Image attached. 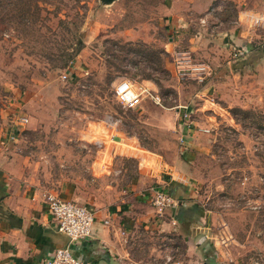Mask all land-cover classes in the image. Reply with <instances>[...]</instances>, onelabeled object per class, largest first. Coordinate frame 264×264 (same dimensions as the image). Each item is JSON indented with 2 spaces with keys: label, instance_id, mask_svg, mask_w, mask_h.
I'll use <instances>...</instances> for the list:
<instances>
[{
  "label": "rangeland",
  "instance_id": "obj_1",
  "mask_svg": "<svg viewBox=\"0 0 264 264\" xmlns=\"http://www.w3.org/2000/svg\"><path fill=\"white\" fill-rule=\"evenodd\" d=\"M167 1L0 0V125L16 129L11 148L50 192L79 178L87 200L109 199L132 192L140 175L144 191L175 164L193 176L208 217L186 232L153 210V225L129 236V264H204L220 249L226 264H264V71L231 61L243 56L233 54L234 0H180L171 27ZM248 26L258 50L248 62L259 63L264 25ZM120 78L160 102L121 106ZM240 107L248 113L233 114ZM122 139L145 159L115 153L105 178L91 174L101 145Z\"/></svg>",
  "mask_w": 264,
  "mask_h": 264
},
{
  "label": "crops",
  "instance_id": "obj_2",
  "mask_svg": "<svg viewBox=\"0 0 264 264\" xmlns=\"http://www.w3.org/2000/svg\"><path fill=\"white\" fill-rule=\"evenodd\" d=\"M178 1L180 0L167 1L165 22L169 27L174 26L175 21L181 17V13L176 7ZM182 1L187 7L193 3L192 0ZM234 1L239 6L237 21L240 25V32L236 34L235 41L237 44H245L247 50L242 53L243 56L231 61L235 68L257 64L256 66L264 71V48L263 57L259 63L248 62L254 57V52L258 51L249 44L253 35L252 29L248 26L251 25L249 16L264 14V0ZM228 61L230 63V60ZM185 110L182 109V113ZM183 132L189 135V126H184ZM16 133V129L0 125V264H36L38 260L49 256L55 248L66 245L78 259L88 264H129V236L133 229L138 225H153L151 222L154 210L151 203V188L153 186L169 189L171 195L181 198L179 205L169 211L171 217L175 216L177 219L179 229L187 232L192 229L195 222L204 221L208 217L209 209L203 208L195 199L193 192L190 191V183L194 180L193 176L188 171H179L175 168L176 164L169 165L171 169H166L165 175L156 178V184L153 183L144 191L141 190V187L145 176L140 175V179L134 180L131 184L132 192L122 193L109 199L87 200L86 195L82 192L78 193V190L83 191L86 187L84 180L75 178L62 184L60 188H51L54 193L62 197L82 201L81 203L89 206L95 213L91 235L71 242L66 234L57 229L56 221L44 200L43 193L50 188L33 181L23 164V159L16 155L11 148L10 137L13 138ZM87 133L90 135L92 131H87ZM130 143L131 140L126 142L122 139L112 143L110 147L105 144L103 147L101 145L97 155L88 166L89 172L105 178L110 170L112 155L115 153L125 155L140 153L144 160L145 156L140 152V149ZM181 153L183 157L181 160L184 163L191 159L187 146ZM105 219L109 222L104 223ZM197 224L203 231H205L204 228H208V226H202V223ZM203 231L202 233H205ZM204 235L201 234V239L202 236L205 237ZM207 244L206 242L204 247ZM211 256L219 263L226 264L221 259L223 257L221 249L220 253L217 251L215 254L207 253L204 264H207V260Z\"/></svg>",
  "mask_w": 264,
  "mask_h": 264
},
{
  "label": "built area",
  "instance_id": "obj_3",
  "mask_svg": "<svg viewBox=\"0 0 264 264\" xmlns=\"http://www.w3.org/2000/svg\"><path fill=\"white\" fill-rule=\"evenodd\" d=\"M249 17L251 25L258 23L264 24L263 13L251 15ZM246 50L247 46L245 44H236L233 54L234 56H238L246 52ZM113 93L116 100L125 108L136 107L141 103L143 97L150 98L154 102H160L161 99L160 96L149 87H135L133 83L126 78H120L114 83ZM22 119L24 121L27 120L26 117ZM43 196L50 214L56 221L57 229L66 234L71 242H76L91 235L93 223L95 221V213L89 206L50 191L44 192ZM151 203L156 214L159 217H165L166 213H169V211L177 205L178 201L164 187L153 186L151 188ZM172 221L175 222L173 216ZM108 222L107 219L104 220V223ZM168 258H171V256H168ZM172 262L175 263V261ZM36 264L88 263L78 259L72 253L70 247L66 245L55 248L49 256L38 260Z\"/></svg>",
  "mask_w": 264,
  "mask_h": 264
},
{
  "label": "trees",
  "instance_id": "obj_4",
  "mask_svg": "<svg viewBox=\"0 0 264 264\" xmlns=\"http://www.w3.org/2000/svg\"><path fill=\"white\" fill-rule=\"evenodd\" d=\"M71 76H72V75H71ZM235 110H236V111L233 113V114H235V115H236L238 112H242V113H246V114L248 113V110H246V109H244V108H241V107H240V108H235ZM167 191L171 194V192H170L169 189H168Z\"/></svg>",
  "mask_w": 264,
  "mask_h": 264
},
{
  "label": "water",
  "instance_id": "obj_5",
  "mask_svg": "<svg viewBox=\"0 0 264 264\" xmlns=\"http://www.w3.org/2000/svg\"><path fill=\"white\" fill-rule=\"evenodd\" d=\"M207 264H221L214 257H209L207 260Z\"/></svg>",
  "mask_w": 264,
  "mask_h": 264
}]
</instances>
